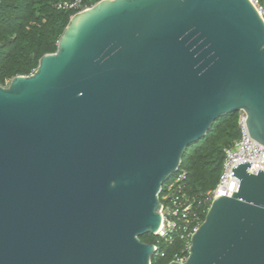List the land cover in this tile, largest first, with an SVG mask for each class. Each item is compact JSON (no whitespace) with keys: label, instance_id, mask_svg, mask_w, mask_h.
<instances>
[{"label":"water","instance_id":"obj_1","mask_svg":"<svg viewBox=\"0 0 264 264\" xmlns=\"http://www.w3.org/2000/svg\"><path fill=\"white\" fill-rule=\"evenodd\" d=\"M243 111L264 147V23L248 0H99L0 85V264H151L162 185ZM240 163L183 264H264V171ZM168 264H179L171 262Z\"/></svg>","mask_w":264,"mask_h":264},{"label":"trees","instance_id":"obj_2","mask_svg":"<svg viewBox=\"0 0 264 264\" xmlns=\"http://www.w3.org/2000/svg\"><path fill=\"white\" fill-rule=\"evenodd\" d=\"M71 0H0V85L6 86L15 76H28L40 58L55 53L74 11L59 9ZM99 0H92L95 4ZM240 112V111H239ZM239 112L217 119L206 136L184 152L177 172H184L185 191L203 206L207 192L213 190L222 171L224 152L239 138ZM176 176L173 175L171 180ZM205 214L202 215V222ZM155 237L146 234L139 240L153 244ZM165 257H154L151 264H168L181 249V243L160 244Z\"/></svg>","mask_w":264,"mask_h":264},{"label":"built area","instance_id":"obj_3","mask_svg":"<svg viewBox=\"0 0 264 264\" xmlns=\"http://www.w3.org/2000/svg\"><path fill=\"white\" fill-rule=\"evenodd\" d=\"M255 8L264 23V0H248ZM93 5L92 0H71L58 5L59 9L74 11L75 13L89 9ZM8 83V82H7ZM7 85V84H6ZM239 138L224 152L222 171L216 187L207 192L203 206H195L196 200L190 198L185 191L186 174L177 172L171 180L168 179L161 187L158 195L161 208V223L156 234L154 243V257L164 258L160 251V244H173L174 241L181 243V249L173 255L171 263L183 264L190 247V239L202 223V215H206L211 202L219 195L231 197L237 191L238 180L231 176L232 169L240 163H251L247 172L257 174L264 171V147L255 142L249 135L246 126V115L239 112L238 118Z\"/></svg>","mask_w":264,"mask_h":264},{"label":"rangeland","instance_id":"obj_4","mask_svg":"<svg viewBox=\"0 0 264 264\" xmlns=\"http://www.w3.org/2000/svg\"><path fill=\"white\" fill-rule=\"evenodd\" d=\"M8 83H9V82H8ZM8 83H7V84H8Z\"/></svg>","mask_w":264,"mask_h":264}]
</instances>
